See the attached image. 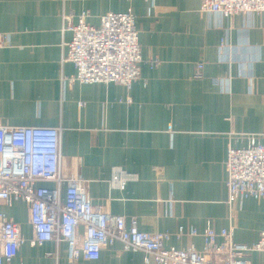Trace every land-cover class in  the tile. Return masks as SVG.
I'll list each match as a JSON object with an SVG mask.
<instances>
[{"label":"crops","instance_id":"obj_1","mask_svg":"<svg viewBox=\"0 0 264 264\" xmlns=\"http://www.w3.org/2000/svg\"><path fill=\"white\" fill-rule=\"evenodd\" d=\"M125 11L135 16L140 77L129 87L74 80L73 63L63 60L67 16L76 23L84 12L97 26L105 13ZM198 62L202 76L194 78ZM0 123L59 127L60 170L85 180L93 205L135 217L140 231L171 233L166 247H186L188 237L174 231L194 227L200 250L208 220L217 230L229 225L228 145H246L249 134L264 142V13L228 18L202 11L200 0H0ZM114 168L135 178L119 174V185ZM0 210L23 237L10 264H69L65 242L30 245L24 202ZM232 225L235 241L255 242L264 198L237 204ZM143 256L115 240L76 264H143ZM260 259L252 253L251 264Z\"/></svg>","mask_w":264,"mask_h":264},{"label":"built area","instance_id":"obj_2","mask_svg":"<svg viewBox=\"0 0 264 264\" xmlns=\"http://www.w3.org/2000/svg\"><path fill=\"white\" fill-rule=\"evenodd\" d=\"M200 8L230 18L237 13H264V0H200ZM86 16L82 12L76 23L67 16L72 36L63 60L73 63V79L82 83L117 82L129 87L140 77L141 53L134 14L107 12L97 26L87 23ZM223 44L224 37L219 48ZM202 67L201 62L196 63L194 78L202 76ZM60 132L59 127L0 123V205L9 206L14 201L26 204L33 232L30 245L50 240L65 242L69 264H76L80 258L97 259L100 250L115 240L125 251H142L143 264H251L254 252L261 256L258 264H264V225L257 240L249 245L233 239L232 225L237 204L248 197L264 198V142L257 135H247L242 147L228 145L224 165L229 225L217 230L214 221L208 220L200 233L203 247L198 250L191 242L199 234L194 227L179 224L174 231L176 237H188L186 247H166L164 242L171 233L140 231L135 217L126 219L93 205L85 180L60 170ZM119 174L135 178L132 173L114 168L113 179L119 185L123 184ZM44 181L55 185L46 186ZM22 241L18 223L0 210V264H10Z\"/></svg>","mask_w":264,"mask_h":264}]
</instances>
